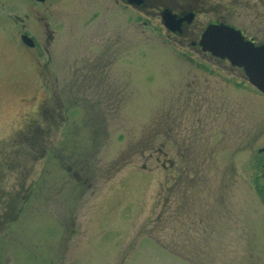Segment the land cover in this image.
Listing matches in <instances>:
<instances>
[{"label":"rangeland","instance_id":"rangeland-1","mask_svg":"<svg viewBox=\"0 0 264 264\" xmlns=\"http://www.w3.org/2000/svg\"><path fill=\"white\" fill-rule=\"evenodd\" d=\"M154 2L196 9L186 39L117 0H0V264H264V95L191 45L264 43V0Z\"/></svg>","mask_w":264,"mask_h":264},{"label":"water","instance_id":"water-1","mask_svg":"<svg viewBox=\"0 0 264 264\" xmlns=\"http://www.w3.org/2000/svg\"><path fill=\"white\" fill-rule=\"evenodd\" d=\"M36 1L45 3L46 0ZM161 16L170 32L181 28V22L169 10H164ZM201 36L198 45L204 53L228 60L233 67L242 69L249 83L264 94V43L257 45L246 39L240 30L223 23L209 24ZM22 41L31 48L36 46L28 35L23 36Z\"/></svg>","mask_w":264,"mask_h":264},{"label":"flooded vegetation","instance_id":"flooded-vegetation-1","mask_svg":"<svg viewBox=\"0 0 264 264\" xmlns=\"http://www.w3.org/2000/svg\"><path fill=\"white\" fill-rule=\"evenodd\" d=\"M28 1H31L32 3H38V4L44 6L48 0H46L45 3H42V2H39L36 0H28ZM136 1H138L140 3L138 4V3H136ZM154 1L155 0H117V3L118 4L123 3L125 5V7L129 6V7L135 8L136 10H139L141 12L143 11L146 15H150V14L154 13V14L160 16L162 24H163V21H162L161 14L163 13L164 10H169L172 13V15L177 16V19L181 22V28L178 29L177 31H175V33H172V32L171 33L186 39L189 35V28L191 27L190 25L192 23H194V20L196 18V12H197L196 9H194V7H192V6H188V7L186 5L179 6L178 3L175 4L174 6L173 5H158V4H155L156 2H154ZM27 18H28V16H26V19ZM15 19L19 21V18L15 17ZM20 23H22L21 20H20ZM217 23L225 24L224 22H217ZM217 23H212V24H217ZM209 24H211V23H209ZM23 27H25V26H23ZM163 27H165V26L163 25ZM25 34L29 35L28 33H25ZM242 34H243V32H242ZM33 41L36 44L34 39H33ZM198 42L199 41L192 42L191 45L195 47V46H197ZM193 44H195V45H193ZM258 45H261V44H258ZM258 151H260L261 153H264V147L258 148ZM261 162L262 163L260 164V168L264 173V159H263V157L261 158ZM260 192L262 194H264V186H262V189L260 190ZM26 197H25V200H26ZM263 198H264V195H263ZM22 199H24V198H22ZM22 199L19 198V202L22 201Z\"/></svg>","mask_w":264,"mask_h":264}]
</instances>
